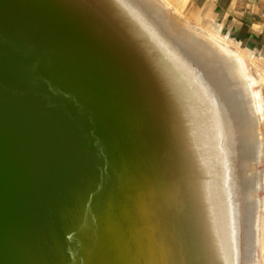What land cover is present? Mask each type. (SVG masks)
<instances>
[{
  "label": "bare ground",
  "instance_id": "6f19581e",
  "mask_svg": "<svg viewBox=\"0 0 264 264\" xmlns=\"http://www.w3.org/2000/svg\"><path fill=\"white\" fill-rule=\"evenodd\" d=\"M169 0H0V264L264 263V103Z\"/></svg>",
  "mask_w": 264,
  "mask_h": 264
},
{
  "label": "crops",
  "instance_id": "0c3cea01",
  "mask_svg": "<svg viewBox=\"0 0 264 264\" xmlns=\"http://www.w3.org/2000/svg\"><path fill=\"white\" fill-rule=\"evenodd\" d=\"M190 5L192 17L211 23L198 25L212 30L241 53L248 71L258 80L257 90L264 103V0H190Z\"/></svg>",
  "mask_w": 264,
  "mask_h": 264
},
{
  "label": "rangeland",
  "instance_id": "374dc122",
  "mask_svg": "<svg viewBox=\"0 0 264 264\" xmlns=\"http://www.w3.org/2000/svg\"><path fill=\"white\" fill-rule=\"evenodd\" d=\"M169 1L174 3V5H177L179 10L184 14V16H186V18L190 19V21H192L193 23H196V24L203 23V24H209V25L211 24L209 22H203L199 18L192 17L191 11H190V6H191L190 5V0H169ZM220 34L224 36V34L222 32H220ZM227 41L231 44L232 47L237 48L228 39H227ZM237 49H239V48H237ZM256 56L261 58V56H259V55H256ZM256 88L259 89V86L256 87ZM260 169H262L264 171V160H263V162H262V164L260 166ZM262 196L264 197V192H262Z\"/></svg>",
  "mask_w": 264,
  "mask_h": 264
}]
</instances>
